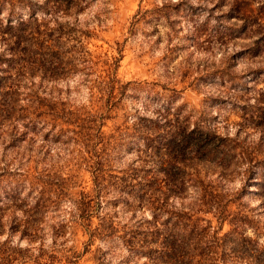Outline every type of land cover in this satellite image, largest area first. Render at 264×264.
Wrapping results in <instances>:
<instances>
[{
	"label": "trees",
	"instance_id": "1",
	"mask_svg": "<svg viewBox=\"0 0 264 264\" xmlns=\"http://www.w3.org/2000/svg\"><path fill=\"white\" fill-rule=\"evenodd\" d=\"M83 1L0 0V264H78L95 239L102 243L95 264L122 249V258L140 256V264H264L262 223L241 200L250 190L264 212V82L253 96L262 110L244 104L235 132L218 131L203 112L172 104L180 89L123 81L118 57L93 53L85 40L91 32L74 21ZM223 4L227 17L240 21L235 33L249 30L264 41V2ZM251 42L249 49L263 47ZM74 74L88 90L87 102L76 105L60 99L56 86ZM129 95L140 98L131 112ZM118 110L122 123L104 129ZM40 126L70 145L76 166L89 172L88 188L72 171L54 175L3 160L13 139L37 135ZM245 126L257 131L256 140L240 136ZM122 149L135 152L125 168L113 164ZM115 207L149 216L131 228L120 224ZM77 228L84 239L75 237Z\"/></svg>",
	"mask_w": 264,
	"mask_h": 264
},
{
	"label": "rangeland",
	"instance_id": "2",
	"mask_svg": "<svg viewBox=\"0 0 264 264\" xmlns=\"http://www.w3.org/2000/svg\"><path fill=\"white\" fill-rule=\"evenodd\" d=\"M240 1L243 2V7H248L249 4L256 7L264 2ZM84 2L78 21L72 19L91 32V36L85 40L93 53L110 59L118 57L116 73L123 81H153L156 82L153 88L160 91L163 90L162 83L167 87L180 89L179 96L172 104L184 102L186 104L183 110L186 112H203L205 120L221 132H235L236 122L241 121L239 114L244 104V110H262L256 108L253 96L264 82V41L261 42L249 30L235 33L233 28L240 21L227 17L223 0H84L83 4ZM252 40L263 47L255 51L247 48L252 45ZM81 77L74 74L56 80L60 99L75 105L87 102L88 90L81 83ZM139 100L137 96H127L124 100L126 111H133L132 107ZM9 111L15 114L19 112ZM122 111H117L119 115L116 118H107L102 127L108 129L112 124L121 122ZM126 122L129 123L130 119ZM40 127L37 135L13 139V146L3 156V160H20L23 167L31 169L35 164L37 171L43 170V173L54 175L72 171L76 181L88 188L89 172L82 166H76L75 154L70 151V145L54 140L49 132L45 133L43 127ZM245 130L246 134L243 132ZM257 135V131L251 127L245 126L244 130H240V136L246 140H256ZM6 136L3 139L5 143ZM2 150L0 145V154ZM135 162L133 149H122L113 160L114 166L120 168ZM233 185L237 186L238 180ZM241 200L246 201L247 208L253 207V215L262 223V233L258 238L264 243V212H257L256 197L250 190H245ZM65 205L66 201L61 208H66ZM115 209L120 224L131 228L138 225L141 215L149 216L148 211L140 214L139 210L131 213L121 211L118 207ZM91 220L96 222L95 215H92ZM226 227L223 224L222 229ZM75 237L79 240L85 238L78 228ZM64 238L63 243L66 245L72 240L71 235L65 234ZM97 243L102 244L95 239L90 250L79 257L78 264H95L93 255ZM126 254L124 249L116 250L108 264L141 263L142 257L122 258Z\"/></svg>",
	"mask_w": 264,
	"mask_h": 264
}]
</instances>
